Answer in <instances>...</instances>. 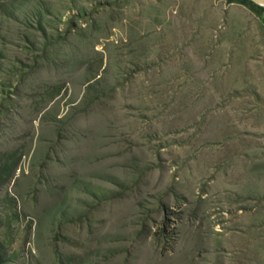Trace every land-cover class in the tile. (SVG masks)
<instances>
[{"label": "rangeland", "instance_id": "1", "mask_svg": "<svg viewBox=\"0 0 264 264\" xmlns=\"http://www.w3.org/2000/svg\"><path fill=\"white\" fill-rule=\"evenodd\" d=\"M4 157L0 264H264V13L0 0Z\"/></svg>", "mask_w": 264, "mask_h": 264}, {"label": "trees", "instance_id": "2", "mask_svg": "<svg viewBox=\"0 0 264 264\" xmlns=\"http://www.w3.org/2000/svg\"><path fill=\"white\" fill-rule=\"evenodd\" d=\"M226 1L229 2V3L237 2V3L243 4L246 7H248L251 11L255 12L256 14L264 13V6L257 4L255 2H253L252 0H226ZM23 80H24V78H23ZM4 104H6V101H5ZM2 107H5V106H2ZM0 159H2V158H0ZM10 159L11 158L4 157V160H6V163L0 169V186L2 184L6 183L7 181H9L12 169L15 167V164L13 165V162L16 163V161H13L12 163H9ZM164 223H165V226H166L167 225V221H165ZM161 232L165 233L166 232V228L165 229L164 228L161 229ZM157 234H160V231Z\"/></svg>", "mask_w": 264, "mask_h": 264}, {"label": "water", "instance_id": "3", "mask_svg": "<svg viewBox=\"0 0 264 264\" xmlns=\"http://www.w3.org/2000/svg\"><path fill=\"white\" fill-rule=\"evenodd\" d=\"M252 1L259 4V5L264 6V0H252Z\"/></svg>", "mask_w": 264, "mask_h": 264}]
</instances>
